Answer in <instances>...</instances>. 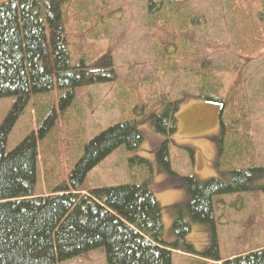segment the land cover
<instances>
[{
  "label": "rangeland",
  "instance_id": "374dc122",
  "mask_svg": "<svg viewBox=\"0 0 264 264\" xmlns=\"http://www.w3.org/2000/svg\"><path fill=\"white\" fill-rule=\"evenodd\" d=\"M148 2L64 3L72 65L92 63L109 53L116 79L78 87L76 100L65 109L57 86L34 95L9 136L8 150L37 133L56 111L55 124L39 140L36 195H46L69 181L89 140L120 121H137L145 135L143 144L136 150L124 145L116 149L89 172L85 186L146 182L162 204L164 237L171 242L177 205L189 200L180 176L227 179L229 174L221 170L264 165V0H184L181 11L165 10L162 15L152 13ZM246 2L253 3L246 5L247 14L242 10ZM237 5L240 11L234 9ZM197 56L201 63L208 61L210 71H200ZM208 72L214 87L203 91ZM202 92L216 100L205 99ZM179 99L178 132L170 144L175 175L159 163L157 153L166 136L157 131L153 115L163 114ZM13 102L12 97L0 99V124ZM135 157L146 161H133ZM256 183L258 190L216 198L223 258L264 246V177ZM208 227L192 224L188 241L199 252L209 246ZM173 257L174 264H205L191 254L174 252ZM59 264H107L106 251L90 250Z\"/></svg>",
  "mask_w": 264,
  "mask_h": 264
},
{
  "label": "trees",
  "instance_id": "16d2710c",
  "mask_svg": "<svg viewBox=\"0 0 264 264\" xmlns=\"http://www.w3.org/2000/svg\"><path fill=\"white\" fill-rule=\"evenodd\" d=\"M66 1L0 0V99L14 98L0 124V264H59L98 248L105 249L107 264H174L176 251L222 264H264V248L222 259L216 216L217 197L261 188L256 182L264 177V165L221 170L229 174L227 179L180 176L189 200L177 205L171 242L164 237L162 204L146 182L86 188L89 172L116 149L124 145L136 150L143 144L145 135L135 120L113 124L89 140L69 173V181L46 195H36L39 140L55 124L56 111L44 119L37 133L31 132L8 150L9 136L31 98L57 86L65 109L76 100L78 87L116 79L109 53L92 63L82 60L72 65L63 13ZM183 4L184 0L148 2L152 13L160 15L165 10L179 12ZM246 5L253 3L246 2L243 13ZM234 9L240 11L239 5ZM202 61L204 64L198 61L200 71H210L208 61ZM208 73L203 91L214 87L215 79ZM200 95L216 100L213 94ZM180 101L170 102L163 114L153 115L157 131L166 136L157 153L159 163L175 175L170 144L178 132ZM221 124L226 130L223 117ZM137 160L146 161L133 159ZM193 223L209 226V246L203 252L188 241Z\"/></svg>",
  "mask_w": 264,
  "mask_h": 264
},
{
  "label": "crops",
  "instance_id": "0c3cea01",
  "mask_svg": "<svg viewBox=\"0 0 264 264\" xmlns=\"http://www.w3.org/2000/svg\"><path fill=\"white\" fill-rule=\"evenodd\" d=\"M217 216V215H216ZM264 248V246H260L259 248H257V249H255V250H259V249H263ZM251 251H254V250H251ZM177 253H181V254H184V255H186L187 253H183V252H180V251H176ZM249 252V251H248ZM244 253V252H243ZM246 253V252H245ZM222 254V253H221ZM242 254V253H241ZM187 255H190V254H187ZM192 255V254H191ZM233 255H235V254H231L230 256H226V258H223V256H222V259H228V258H231V257H233ZM236 255H239V254H236ZM235 255V256H236ZM192 256H196V257H198L197 259H198V261H200V262H204L205 264H222V261H213V260H209V259H206V258H203L202 256H200V255H192ZM173 263H174V261H173Z\"/></svg>",
  "mask_w": 264,
  "mask_h": 264
}]
</instances>
